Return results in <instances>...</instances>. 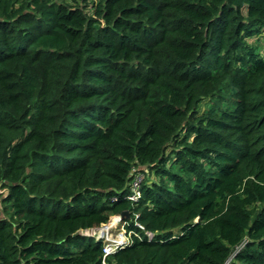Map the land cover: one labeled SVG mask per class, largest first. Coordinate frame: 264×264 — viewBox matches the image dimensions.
Masks as SVG:
<instances>
[{
    "label": "trees",
    "instance_id": "16d2710c",
    "mask_svg": "<svg viewBox=\"0 0 264 264\" xmlns=\"http://www.w3.org/2000/svg\"><path fill=\"white\" fill-rule=\"evenodd\" d=\"M262 36L264 0H0V264H264Z\"/></svg>",
    "mask_w": 264,
    "mask_h": 264
},
{
    "label": "built area",
    "instance_id": "2783aa9c",
    "mask_svg": "<svg viewBox=\"0 0 264 264\" xmlns=\"http://www.w3.org/2000/svg\"><path fill=\"white\" fill-rule=\"evenodd\" d=\"M138 177H140L139 178V180H137L138 179ZM135 179V181L137 180V183L134 185V183H133V181H132V184H133V188H132V190H131V192L127 195V197L130 199V200H137V199H139V197H140V191H139V187L141 186V180H142V177L141 176H137V177H135L134 178ZM133 179V180H134ZM134 181V182H135ZM137 194H139V196H138V198H136V196H137ZM114 200H117V198L116 197H114ZM118 216H120V220H122V222H123V226H124V228L127 230V228H126V226H127V222L126 221H123L124 220V217H121V215H118ZM137 217H138V215H137ZM135 223H136V225L137 226H139L141 229H145V227L141 224V223H139L137 220L135 221ZM118 225V224H117ZM117 225H115V226H117ZM96 228H98V227H96ZM93 229H95V228H93ZM92 229H89V230H86L85 231V234H88V235H93V236H95L97 239H101V237H103V236H101V237H98V236H96V234H89V232L91 231ZM128 231V230H127ZM129 233H131L130 234V239H127V240H120V239H117V238H115V239H108V238H106V242H104V252H105V254L106 255H109V254H111V253H115V252H117L118 250H120V249H122V248H124V247H126V246H129L130 244H131V242H132V239H133V232L132 231H128ZM139 233V232H138ZM137 234V233H136ZM146 234L149 236V238L150 239H153V237L155 236L154 235V233H152V232H150V231H146ZM141 236V234L139 233V234H137V237H140ZM104 263L106 264V261L104 260Z\"/></svg>",
    "mask_w": 264,
    "mask_h": 264
},
{
    "label": "rangeland",
    "instance_id": "374dc122",
    "mask_svg": "<svg viewBox=\"0 0 264 264\" xmlns=\"http://www.w3.org/2000/svg\"><path fill=\"white\" fill-rule=\"evenodd\" d=\"M264 37V36H262ZM261 45L263 46V49H264V40L261 41ZM140 177H138L137 180H139ZM137 180L135 181V179L133 180V183L134 185L137 183ZM135 181V182H134ZM139 194H137L136 198H138ZM118 224V225H117ZM117 225V226H115ZM123 222L122 220H120V216L118 215H113L111 216L110 220L105 223L104 225L98 227V228H95V229H92L89 234H96L98 237H101L104 239L103 242H106V238L108 239H120V240H127V239H130V234L123 226ZM107 227H109L107 229ZM104 228V231H105V234H100L98 235L97 232H100L102 229ZM177 231V229L175 230ZM121 235V236H120Z\"/></svg>",
    "mask_w": 264,
    "mask_h": 264
},
{
    "label": "water",
    "instance_id": "95a60500",
    "mask_svg": "<svg viewBox=\"0 0 264 264\" xmlns=\"http://www.w3.org/2000/svg\"><path fill=\"white\" fill-rule=\"evenodd\" d=\"M130 212L128 210H125L121 213V217H129Z\"/></svg>",
    "mask_w": 264,
    "mask_h": 264
},
{
    "label": "bare ground",
    "instance_id": "6f19581e",
    "mask_svg": "<svg viewBox=\"0 0 264 264\" xmlns=\"http://www.w3.org/2000/svg\"><path fill=\"white\" fill-rule=\"evenodd\" d=\"M109 227H107V229H108ZM97 234L98 235H100V234H105V231H104V228L100 231V232H97ZM97 236V235H96ZM104 236V235H103ZM121 236V235H120Z\"/></svg>",
    "mask_w": 264,
    "mask_h": 264
},
{
    "label": "clouds",
    "instance_id": "9594fccd",
    "mask_svg": "<svg viewBox=\"0 0 264 264\" xmlns=\"http://www.w3.org/2000/svg\"><path fill=\"white\" fill-rule=\"evenodd\" d=\"M124 218H125V217H124ZM104 224H105V223H104ZM104 224H103V225H104ZM101 226H102V225H101ZM150 232H151V231H150ZM152 233H154V232H152ZM174 236H176V235H174ZM101 240H103V241H104V239H103V238H101Z\"/></svg>",
    "mask_w": 264,
    "mask_h": 264
}]
</instances>
